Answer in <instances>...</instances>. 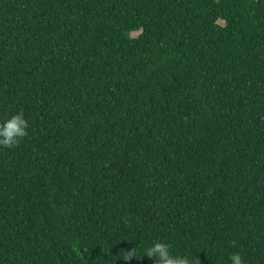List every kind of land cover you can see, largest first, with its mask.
Wrapping results in <instances>:
<instances>
[{
  "label": "trees",
  "instance_id": "obj_1",
  "mask_svg": "<svg viewBox=\"0 0 264 264\" xmlns=\"http://www.w3.org/2000/svg\"><path fill=\"white\" fill-rule=\"evenodd\" d=\"M19 111L0 264H264V0H0Z\"/></svg>",
  "mask_w": 264,
  "mask_h": 264
},
{
  "label": "clouds",
  "instance_id": "obj_2",
  "mask_svg": "<svg viewBox=\"0 0 264 264\" xmlns=\"http://www.w3.org/2000/svg\"><path fill=\"white\" fill-rule=\"evenodd\" d=\"M29 128L30 123L23 111L0 121V147L10 149L18 146L27 137ZM144 256L153 260V264H200L198 258L193 261L187 255H174L170 246L160 241H155L146 248ZM124 260H129V257L126 256ZM229 261L230 264H244L239 253L230 255Z\"/></svg>",
  "mask_w": 264,
  "mask_h": 264
},
{
  "label": "rangeland",
  "instance_id": "obj_3",
  "mask_svg": "<svg viewBox=\"0 0 264 264\" xmlns=\"http://www.w3.org/2000/svg\"><path fill=\"white\" fill-rule=\"evenodd\" d=\"M138 35H139V32H133V33H132V36H133V37H137Z\"/></svg>",
  "mask_w": 264,
  "mask_h": 264
}]
</instances>
